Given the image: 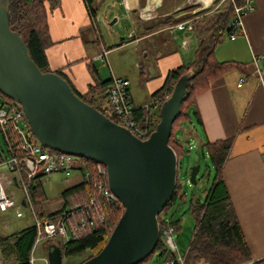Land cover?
<instances>
[{"label": "trees", "instance_id": "1", "mask_svg": "<svg viewBox=\"0 0 264 264\" xmlns=\"http://www.w3.org/2000/svg\"><path fill=\"white\" fill-rule=\"evenodd\" d=\"M59 0H10L8 15L9 26L16 31L23 39L29 56L42 72H55L64 78L73 92L86 103L94 106L112 121L119 124L118 120L108 112L107 88L110 80H100L95 72V66H91L94 74L95 84L88 86L87 93L82 95L76 91L71 82L62 74L60 70H51L46 57V48L50 44L48 12L58 4ZM92 21L98 14L101 0H83ZM217 3L220 0H216ZM244 0H224L220 5V10H212L203 16L189 20L191 28L201 29L203 36L198 42L195 56L192 63L187 66H180L172 69L166 78L164 86L153 94V102L158 99V103L150 105V109L156 104L158 115L153 118L156 124L159 120V108L161 103L170 95L173 86L185 74L192 75L189 79L185 98L180 104V113L177 115L171 126V135L168 144L178 157L183 148V143L177 132L182 130L183 124H189L195 118L201 124L199 111L196 107V97L209 88V81L233 69L245 70V64L236 61L219 62L214 57V47L227 36L231 29L228 27L233 18V4L241 5ZM219 5V6H220ZM186 20L183 17L167 15L163 20H154L152 26L158 27L161 23L175 24ZM162 21V22H161ZM14 102L9 97L0 92V106ZM105 102V105L103 104ZM19 107V104L15 103ZM152 113V112H151ZM143 107H137L134 117L142 122L146 116ZM2 137L6 145V151L0 150V163L11 156L10 148L16 150L17 141L14 132L8 127L6 136L0 128ZM32 135V133H31ZM33 136V135H32ZM232 139H219L213 142L206 141L202 144V152L205 153L211 163L214 176L210 186L204 190L202 198H196L191 194L189 199V212L194 220V231L188 247L184 253L185 264H242L250 260V252L245 242L243 233L237 221V217L231 202L229 193L226 189L222 168L231 147ZM46 150L53 151L44 147ZM24 152H16L19 157L24 156ZM6 155V156H5ZM5 156V157H4ZM96 161L85 157H79L73 172H79L83 176V181L71 188L63 189L55 200L49 199L42 190L43 178L45 175H36L27 178L25 170L22 168L18 172L10 171L16 175L17 186L22 183L26 186V195L23 197L25 206H30L32 219H54L56 215L63 211L73 208L77 211L76 218L81 217L83 209L94 191L97 181H102L108 187L106 173L99 176L97 174ZM105 169V166L101 164ZM187 195L183 191L182 184L176 178L175 187L172 195L162 207L157 215L160 225L172 224L179 228L178 221H165L160 217V213H166L178 200H186ZM198 199V201H197ZM96 202L101 205L103 221L85 230L77 232L69 240L63 241L59 238L44 239L46 246L55 242L60 247L62 258L85 254V257L76 262L80 264L89 257L97 254L123 212L121 202L106 201L101 196L96 197ZM37 230L34 222L20 231L9 235L0 234V264H30L29 259L36 249L35 240ZM157 255L162 259L161 264H165L175 254L170 252L165 246L162 233L159 228V235L151 253L136 264H149L150 259ZM178 264V263H176ZM254 264H264V259L255 261Z\"/></svg>", "mask_w": 264, "mask_h": 264}, {"label": "crops", "instance_id": "2", "mask_svg": "<svg viewBox=\"0 0 264 264\" xmlns=\"http://www.w3.org/2000/svg\"><path fill=\"white\" fill-rule=\"evenodd\" d=\"M120 4L124 16L132 21L129 33L133 36L119 48L132 43L135 51H143L144 57L151 58L152 61L147 64L135 61L132 64L131 61L136 57L133 54L130 68L113 64L108 69V77L100 69H96L95 74L100 80L109 79L112 75L129 79L133 104L140 107L152 102L153 94L164 86L172 69L192 63L201 37H197L193 28H154V21H146L141 16L146 0L113 1L112 9L118 11ZM184 4H179L167 13L163 12L173 13ZM197 4L202 6L199 0ZM165 5V0H162L158 8L150 11L153 18L161 15L156 10ZM213 5L217 6L216 0H212L206 9ZM253 6V10L241 17V32L234 38L225 36L214 47L213 52L217 61L244 63L246 69H233L212 78L208 90L196 97L201 124L195 118L198 129L192 127L193 121L189 123L194 131L196 146L201 147L206 141L232 139L222 168V177L250 252V260L242 264H254L255 261L264 259V0H253ZM47 17L50 44L45 52L49 67L53 71L60 70L76 91L85 95L88 86L95 84L91 66L98 59H106L107 56L110 58L113 52L107 49L102 36L98 35L97 27L102 16L98 13L95 21H92L83 0H59L49 10ZM189 20L187 18L183 21ZM164 31L175 33L171 35L174 47L170 50H155L149 55L151 48L145 50L143 47H135L142 39ZM102 51H107L104 57H100ZM133 67L138 68V71H134ZM132 72L136 77H133ZM151 112L154 117L158 115L156 104ZM188 134L191 132L183 124L182 138ZM183 141L188 142V139L183 138ZM0 173L7 174L4 170ZM73 173L68 177L62 173L66 180L60 192L83 181L79 172ZM11 174V177H16L14 173ZM7 185L16 184L12 182ZM5 212L0 211V214ZM31 256L34 262L35 258ZM42 258L44 264H47V254Z\"/></svg>", "mask_w": 264, "mask_h": 264}, {"label": "water", "instance_id": "3", "mask_svg": "<svg viewBox=\"0 0 264 264\" xmlns=\"http://www.w3.org/2000/svg\"><path fill=\"white\" fill-rule=\"evenodd\" d=\"M9 2L0 0V92L19 104L41 145L103 164L108 188L123 206L102 249L80 264H136L154 249L157 215L175 187L177 157L168 140L192 75L178 79L161 103L154 130L139 139L79 98L59 74L37 67L9 26ZM161 2L146 0L141 16L150 15ZM188 169V181L196 184L200 164ZM12 180L17 184L15 176ZM47 264H62L55 242L47 246Z\"/></svg>", "mask_w": 264, "mask_h": 264}, {"label": "rangeland", "instance_id": "4", "mask_svg": "<svg viewBox=\"0 0 264 264\" xmlns=\"http://www.w3.org/2000/svg\"><path fill=\"white\" fill-rule=\"evenodd\" d=\"M118 1V0H101V3L99 4V10L98 13L100 16H102V20L99 21V25L97 27L98 35L102 36L104 44L107 46V49H111L112 55L109 58L107 56L106 59H102L94 62V66L96 69H100L105 73V76L108 77V69L109 67L113 66L115 64L117 67H120V65H124V67L130 68V58L133 54H135V58L133 59L132 64H134L135 61H138L140 63H149L151 62V58L146 59L144 57V52H140L139 50H136L133 47L132 43L127 44V46L119 48V46L126 41H129L132 39V37L129 36V32L132 30V21L127 19L123 14L122 5L120 4V8L118 11L112 9V2ZM188 1V2H187ZM198 0H165L166 5L162 8H159L156 10L161 15H156L154 18H144V20H163L167 15H172L174 17H185L186 20L189 18L190 20L192 18H197L200 16H203L204 14L218 9L220 10L222 8V5L216 6L213 5L211 8L206 9L210 5V3L205 4L204 2H201L200 4H197ZM181 3H185L183 6H180V9L178 11H175L173 13L164 14L163 11L169 12L170 9H174L176 6H178ZM121 9V13H120ZM163 14V15H162ZM182 15V16H177ZM116 19L115 22H112L113 19ZM162 22V21H161ZM184 22V21H181ZM98 23V22H97ZM180 23V22H178ZM176 24H164L162 23L158 27L162 28H177ZM158 27H156L158 29ZM196 32L197 37L203 36V31L199 28L193 29ZM96 31V32H97ZM175 33L171 34L169 31H164L160 33H154L152 37L142 39L138 45L136 44V48L143 47L146 48L145 50H149V55L152 54L155 50L159 51H165L170 50L174 47V41L171 38V35L173 36ZM98 46V45H97ZM93 47V46H92ZM99 52H101V48L98 46ZM134 49V50H133ZM103 52V51H102ZM102 66V68H101ZM134 71H138V68L133 67ZM133 77H136L132 72ZM101 78V74L99 75ZM193 124L192 127H196L198 129L197 125L195 124L194 118H192ZM189 133L191 134L186 135L188 139V143H183L184 148L181 152V154L177 157V179L182 184L183 191L186 193L187 198L186 200H178L166 213H160V217L164 219L165 221H178L179 228L175 232V240L178 247V250L182 255H184L188 244L191 240L193 231H194V220L189 212V199L191 194H194L196 196L202 197L204 194V190L207 189L213 179L214 171L212 169L211 163L205 153L202 152V148L200 146H196L194 144V131L192 130L191 126L189 127V124H184ZM177 136L183 141L182 138V130H179L177 132ZM6 145L4 142V139L2 137L1 131H0V150L6 151ZM6 156V155H5ZM4 156V157H5ZM80 157V156H79ZM8 156H6V159ZM193 163H199L200 164V170L197 174V183L191 184L188 181V172L189 167ZM5 166H0V172L6 171L7 176H11L12 174L10 171L7 170V168H4ZM76 173V172H74ZM73 173V174H74ZM68 177V176H67ZM66 178L62 174V172L55 171L50 174H47L43 178L42 183V190L43 193L49 198L55 200L60 190L65 185ZM5 190L8 194L11 195L12 199L15 202L16 207H19L22 214L18 215L15 214L14 208L8 209L5 213L0 214V234L7 235L12 234L13 232L28 226L33 222L30 206H25L21 204V200L25 196L24 190L22 185H6ZM46 242L44 240L40 241L35 251L33 252V256L35 258L33 264H44L43 262V255L47 254V246L45 245ZM85 257V254L79 255V256H72V257H63L62 258V264H75L79 260ZM162 259L154 255L150 261L149 264H161Z\"/></svg>", "mask_w": 264, "mask_h": 264}, {"label": "built area", "instance_id": "5", "mask_svg": "<svg viewBox=\"0 0 264 264\" xmlns=\"http://www.w3.org/2000/svg\"><path fill=\"white\" fill-rule=\"evenodd\" d=\"M224 0H220L217 6ZM233 3V0H230ZM253 0H244L241 5L233 4V18L229 22L228 27L231 32L227 35L229 38H234L241 32V17L247 12L253 10ZM152 14L142 17L150 18ZM176 27L183 29L187 27L191 29L189 21H184L176 24ZM129 36H133L129 33ZM107 51H103L100 57H104ZM108 112L113 115L120 125L128 129L133 135L139 139H146L155 128L154 118L151 113L150 105L158 103L152 101L141 107L147 112L144 120L139 122L134 117V112L137 106L133 104L130 92V80L125 77L111 76L110 84L107 88ZM16 103V102H15ZM14 102L5 103L0 106V128L4 131L6 136V129H10L16 136L17 148L16 150L10 148L11 156L2 161L0 165H4L8 171L15 170L18 172L24 169L27 178L35 177L36 175H47L55 171L62 172L66 176L72 175L78 156L58 152L49 151L41 145L34 136L31 135L29 124L25 115ZM18 104V103H17ZM24 152L23 157L16 156V152ZM106 173V169L97 164V174L99 176ZM81 174V173H80ZM82 175V174H81ZM83 177V176H82ZM12 177L0 173V211L4 212L8 209L14 208L15 214L21 215L22 212L19 207H16L11 195L5 190L7 184H12ZM26 195V186L21 184ZM101 196L107 202H115L119 199L113 195L108 187H105L102 181H97L94 186V191L91 194L87 205L81 209V217L76 218V213L73 208L63 211L55 216L54 219H34L37 230V237L35 244L47 238H59L63 241L69 240L75 236L77 232L85 230L89 226H93L98 222L103 221V213L101 205L96 202V197ZM158 228L162 233V239L170 252L175 256L169 259L165 264H184V255L178 250L175 232L176 227L172 224L160 225ZM30 264H33V257L29 259Z\"/></svg>", "mask_w": 264, "mask_h": 264}, {"label": "bare ground", "instance_id": "6", "mask_svg": "<svg viewBox=\"0 0 264 264\" xmlns=\"http://www.w3.org/2000/svg\"><path fill=\"white\" fill-rule=\"evenodd\" d=\"M199 1H202V2H204L205 4H208V3H211L212 0H199Z\"/></svg>", "mask_w": 264, "mask_h": 264}]
</instances>
